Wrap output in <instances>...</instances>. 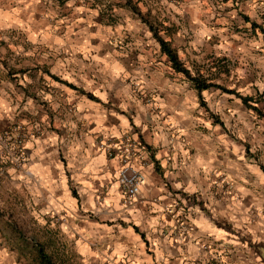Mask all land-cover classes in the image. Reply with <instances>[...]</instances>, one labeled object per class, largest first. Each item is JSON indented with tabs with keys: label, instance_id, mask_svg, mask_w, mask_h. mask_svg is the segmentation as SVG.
I'll return each instance as SVG.
<instances>
[{
	"label": "crops",
	"instance_id": "crops-1",
	"mask_svg": "<svg viewBox=\"0 0 264 264\" xmlns=\"http://www.w3.org/2000/svg\"><path fill=\"white\" fill-rule=\"evenodd\" d=\"M129 34L116 48L74 31L57 40L67 52L54 55L37 94L29 79L27 93L0 89V131L19 115L28 135L27 161L9 169H21L62 234L104 243L116 264H264V172L249 153L264 157L261 131L234 136L247 120L235 98L198 92ZM125 133L150 153L138 199L124 207L118 161L100 141Z\"/></svg>",
	"mask_w": 264,
	"mask_h": 264
},
{
	"label": "rangeland",
	"instance_id": "rangeland-1",
	"mask_svg": "<svg viewBox=\"0 0 264 264\" xmlns=\"http://www.w3.org/2000/svg\"><path fill=\"white\" fill-rule=\"evenodd\" d=\"M104 27L109 31L104 33ZM74 31L77 37H106L116 48L131 37L130 31L149 40L167 61L156 31L186 67L213 76L211 81L224 89L259 99L244 104L221 88L205 90L215 99L232 96L247 113L245 122L231 126L234 136L259 129L264 142V97H258L264 92V66L256 55L264 48V0H0V89L9 95L27 93L29 79L31 93L37 94L43 75H50L54 55L67 52L59 53L57 40L74 38ZM227 68L229 74L223 72ZM203 99L200 104L206 105L207 96ZM17 118L9 126L13 132L23 131ZM249 153L264 168L261 151ZM9 159L0 141V264H44L39 249L54 264H116L104 243L86 246L85 239L74 242L62 234L58 215L45 212L36 192L22 182L21 169H9L17 166Z\"/></svg>",
	"mask_w": 264,
	"mask_h": 264
},
{
	"label": "built area",
	"instance_id": "built-area-1",
	"mask_svg": "<svg viewBox=\"0 0 264 264\" xmlns=\"http://www.w3.org/2000/svg\"><path fill=\"white\" fill-rule=\"evenodd\" d=\"M9 126L0 134L2 149L11 162L20 166L27 161L25 142L28 135L22 129L13 132ZM100 145L108 157L118 161L115 181L120 190L122 205L128 206L138 199L145 183L146 177L142 169L148 164L150 150L140 139L127 133L100 141ZM184 227L190 228L187 225Z\"/></svg>",
	"mask_w": 264,
	"mask_h": 264
},
{
	"label": "trees",
	"instance_id": "trees-1",
	"mask_svg": "<svg viewBox=\"0 0 264 264\" xmlns=\"http://www.w3.org/2000/svg\"><path fill=\"white\" fill-rule=\"evenodd\" d=\"M153 34L159 43L161 53L166 55L168 63L172 67V69L175 72L183 74L198 92L207 90L211 87H216V88H221L222 90H224V92L236 94V96L241 98L244 104H248V101H253V97L251 96H248V95L242 96V95H239V93L235 92L233 89L232 90L224 89L220 85L215 84L213 81H211L213 77L209 75H205L204 73H202V71H200L199 68H196V69L194 68V70H191L190 68L186 67L184 63L178 57L177 52L170 46L169 41H166L162 37L158 36L156 31H154ZM261 96L264 97V92L261 93L258 97H261ZM257 100L256 101L254 100L253 102L257 103ZM249 106L256 112L260 111L256 105H249ZM38 253H39L41 260L44 262V264H54V262L45 253H43L41 249L38 250Z\"/></svg>",
	"mask_w": 264,
	"mask_h": 264
}]
</instances>
